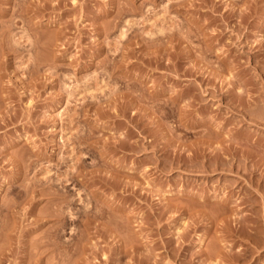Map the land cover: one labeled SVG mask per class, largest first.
<instances>
[{"label":"rangeland","instance_id":"374dc122","mask_svg":"<svg viewBox=\"0 0 264 264\" xmlns=\"http://www.w3.org/2000/svg\"><path fill=\"white\" fill-rule=\"evenodd\" d=\"M0 264H264V0H0Z\"/></svg>","mask_w":264,"mask_h":264},{"label":"bare ground","instance_id":"6f19581e","mask_svg":"<svg viewBox=\"0 0 264 264\" xmlns=\"http://www.w3.org/2000/svg\"><path fill=\"white\" fill-rule=\"evenodd\" d=\"M124 4V3H123ZM123 4H122V6H123ZM120 6V5H119ZM118 7V6H117ZM120 8V7H119ZM125 8V7H124ZM115 9V8H114ZM121 9V8H120ZM129 10V9H128ZM127 11V10H126ZM112 12V11H111ZM125 16H126V12L123 10V11H118L117 13H116V16H114V17H117L118 19H119V21L120 20H122V19H125ZM117 22V20L115 21V23ZM125 22V21H124ZM117 25V24H116ZM115 25V26H116ZM120 25V24H119ZM122 26V25H121ZM126 31H127V29H126ZM122 33L124 32V31H121ZM122 35V34H121ZM123 35H124V33H123ZM29 162V161H28ZM27 164H25V166H26ZM29 163H28V165L26 166V170H28L29 169ZM26 172V171H25ZM28 172V171H27ZM254 195V194H253ZM253 198H254V196H253ZM256 198H258L257 196H255V199ZM254 199V200H255ZM253 200V201H254Z\"/></svg>","mask_w":264,"mask_h":264}]
</instances>
